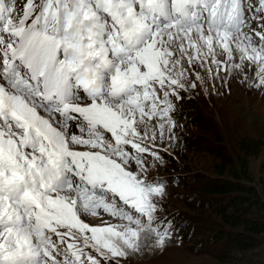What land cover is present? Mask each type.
Listing matches in <instances>:
<instances>
[{"label": "snow or ice", "instance_id": "snow-or-ice-1", "mask_svg": "<svg viewBox=\"0 0 264 264\" xmlns=\"http://www.w3.org/2000/svg\"><path fill=\"white\" fill-rule=\"evenodd\" d=\"M15 4L0 0V264H127L141 228L165 246L180 104L233 80L264 93V0Z\"/></svg>", "mask_w": 264, "mask_h": 264}, {"label": "rangeland", "instance_id": "rangeland-1", "mask_svg": "<svg viewBox=\"0 0 264 264\" xmlns=\"http://www.w3.org/2000/svg\"><path fill=\"white\" fill-rule=\"evenodd\" d=\"M208 79L211 82L210 76ZM226 88L225 83L221 92ZM197 92L198 96L189 95L180 104L181 126L176 129L180 149L167 155L169 162L158 173L168 180L159 215L172 221L170 239L160 247L156 237L141 228L138 247L128 251L127 264H264L261 235L259 245L249 249L228 248L226 239L217 241L232 231L221 215L229 210L206 200L203 192L206 181L231 180L227 172L218 174L224 163L239 171L244 160L251 185L259 191L264 163V93L249 90L237 80L231 82L230 95ZM246 141L259 144L258 156L246 158Z\"/></svg>", "mask_w": 264, "mask_h": 264}, {"label": "trees", "instance_id": "trees-1", "mask_svg": "<svg viewBox=\"0 0 264 264\" xmlns=\"http://www.w3.org/2000/svg\"><path fill=\"white\" fill-rule=\"evenodd\" d=\"M245 156L256 157L259 155L260 146L256 141H246ZM242 169L228 168L224 163L218 171L219 175L227 172L231 180L217 179L206 181L203 192L206 200L219 204L220 209H228L229 212L222 215L223 220L229 225L231 232L221 236L217 240L226 239V247L240 249L254 248L260 243L261 235L264 238V163L261 166V174L258 179L259 191L251 183L253 179L248 173V162L242 161ZM245 180L247 184L242 183ZM241 228L240 232L234 230ZM228 243V244H227Z\"/></svg>", "mask_w": 264, "mask_h": 264}]
</instances>
